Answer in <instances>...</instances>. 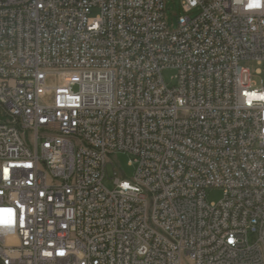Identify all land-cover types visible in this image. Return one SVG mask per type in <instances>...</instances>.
Instances as JSON below:
<instances>
[{
  "label": "built area",
  "instance_id": "1",
  "mask_svg": "<svg viewBox=\"0 0 264 264\" xmlns=\"http://www.w3.org/2000/svg\"><path fill=\"white\" fill-rule=\"evenodd\" d=\"M165 5L0 0V264H264V0Z\"/></svg>",
  "mask_w": 264,
  "mask_h": 264
},
{
  "label": "rangeland",
  "instance_id": "2",
  "mask_svg": "<svg viewBox=\"0 0 264 264\" xmlns=\"http://www.w3.org/2000/svg\"><path fill=\"white\" fill-rule=\"evenodd\" d=\"M165 16L167 19V27L170 31H174L177 28V17L180 15H185L180 10V0H166L165 5ZM195 12L191 13L190 16L194 17ZM96 15L95 11H92L91 16ZM247 73L243 76L244 82H247L248 77L250 81L253 82L254 86L261 87L264 86V61L257 63L256 61H242L240 62ZM172 70H165L162 72V79L168 87L175 85V81L172 80L174 76ZM131 156L127 153H116L109 156V164L107 166V177L103 180V185L112 190L114 188L113 181V172L116 173L117 177H120L122 180L130 181L134 175V167L129 164ZM222 199L221 189L211 188L206 191V201L207 203H217Z\"/></svg>",
  "mask_w": 264,
  "mask_h": 264
},
{
  "label": "snow or ice",
  "instance_id": "3",
  "mask_svg": "<svg viewBox=\"0 0 264 264\" xmlns=\"http://www.w3.org/2000/svg\"><path fill=\"white\" fill-rule=\"evenodd\" d=\"M249 8H259L260 7V3L259 2H255V3H250L248 5ZM264 99V98H262ZM125 187H127V185H125ZM11 216V213L9 214ZM11 222V221H10ZM61 255H63V253H61Z\"/></svg>",
  "mask_w": 264,
  "mask_h": 264
}]
</instances>
